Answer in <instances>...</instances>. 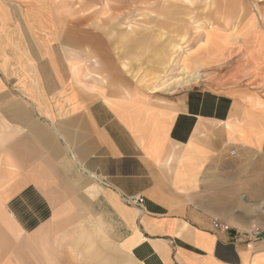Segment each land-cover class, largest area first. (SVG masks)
<instances>
[{
    "label": "crops",
    "instance_id": "crops-1",
    "mask_svg": "<svg viewBox=\"0 0 264 264\" xmlns=\"http://www.w3.org/2000/svg\"><path fill=\"white\" fill-rule=\"evenodd\" d=\"M67 1L0 0V264H51L53 242L74 233L97 262L101 240L137 264H264V39L247 56L229 38L223 59L192 69L240 52L229 68L158 102L138 87L84 84L110 78L96 55L84 66L71 48L83 38L68 27ZM179 1L170 6L193 22L192 1ZM230 23L194 21L193 40Z\"/></svg>",
    "mask_w": 264,
    "mask_h": 264
},
{
    "label": "rangeland",
    "instance_id": "rangeland-1",
    "mask_svg": "<svg viewBox=\"0 0 264 264\" xmlns=\"http://www.w3.org/2000/svg\"><path fill=\"white\" fill-rule=\"evenodd\" d=\"M191 1L190 9L196 14L193 22L184 15V9L170 6V2L184 5L179 0L67 1V7L71 8L67 15L68 27L77 29V34H81L83 38L82 46L71 48L82 53L84 66L90 64L92 54L96 55L100 62L97 71L110 78L104 85L93 79L84 80V84L92 82L93 85L118 90L126 87V93L132 87H138L153 95L158 102H163L174 92L199 81L201 76L208 77V72L229 68L240 52L213 68L192 69L204 61L223 59L230 44L229 38L237 41V48L243 41L247 56L262 52L261 40L264 38L262 35L260 37L259 26L261 23L264 25V0ZM144 9L151 11L145 17L141 13ZM204 10H210V15L204 14ZM134 11V18L140 24L127 34L129 30L124 25ZM220 15L231 22L228 26H219L225 34L211 31L206 33L203 41L193 40L194 21L210 19L214 22ZM249 15V19L241 27ZM252 28H256L257 32H248ZM124 30L126 32L123 37ZM254 43L257 45L252 46ZM202 51H206L205 59L201 58ZM16 241L14 236L8 238L4 245V258L13 257V242ZM65 242L64 247L53 242L51 264H137L112 243L100 240L97 262L92 253L93 246L86 239L80 238L78 233L68 237ZM103 249L110 254H102Z\"/></svg>",
    "mask_w": 264,
    "mask_h": 264
},
{
    "label": "built area",
    "instance_id": "built-area-1",
    "mask_svg": "<svg viewBox=\"0 0 264 264\" xmlns=\"http://www.w3.org/2000/svg\"><path fill=\"white\" fill-rule=\"evenodd\" d=\"M123 201L130 205H137L139 207L143 206L144 198L141 196L128 195L122 197ZM213 226L217 229L223 230L227 226L219 222H214ZM246 235L249 236L252 240H257L262 236V232L259 227L255 226L246 231Z\"/></svg>",
    "mask_w": 264,
    "mask_h": 264
},
{
    "label": "bare ground",
    "instance_id": "bare-ground-1",
    "mask_svg": "<svg viewBox=\"0 0 264 264\" xmlns=\"http://www.w3.org/2000/svg\"><path fill=\"white\" fill-rule=\"evenodd\" d=\"M92 63H93V62H92ZM92 63H91V64H92ZM87 70H88V69H87ZM195 74H196V73H194V75H195Z\"/></svg>",
    "mask_w": 264,
    "mask_h": 264
}]
</instances>
